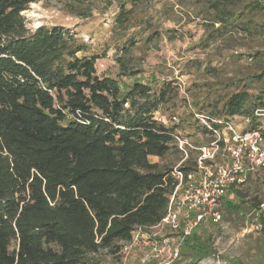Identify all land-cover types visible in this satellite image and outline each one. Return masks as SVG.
Returning <instances> with one entry per match:
<instances>
[{
    "label": "trees",
    "instance_id": "obj_1",
    "mask_svg": "<svg viewBox=\"0 0 264 264\" xmlns=\"http://www.w3.org/2000/svg\"><path fill=\"white\" fill-rule=\"evenodd\" d=\"M37 1L0 0V264H121L133 233L159 225L167 215L176 184L173 168L149 159L180 152L175 128L156 117L178 90L171 83L154 88L140 81L123 90L117 79L98 76V56L86 55L88 46L75 35L60 27L27 28L22 13ZM114 1L113 36L124 40L117 47L120 77L138 74L129 58L136 38L157 42L160 17L170 20L174 6L186 7L187 17L202 28L196 47L243 51L234 55L227 92L208 102L209 114H200L210 121L242 117L249 130L260 129L264 0H178L159 9L161 0ZM90 10L76 7L69 13L86 17ZM242 62L249 63V71ZM186 159L179 168L185 174L195 169V160L190 167ZM240 186L229 189L236 200L225 195L218 212L223 205L238 213L236 201L245 211L258 209L262 201L244 202ZM186 214L194 219L197 213ZM204 221L183 238L171 264H197L213 254L207 233H197ZM256 225L264 232L262 218Z\"/></svg>",
    "mask_w": 264,
    "mask_h": 264
},
{
    "label": "rangeland",
    "instance_id": "obj_2",
    "mask_svg": "<svg viewBox=\"0 0 264 264\" xmlns=\"http://www.w3.org/2000/svg\"><path fill=\"white\" fill-rule=\"evenodd\" d=\"M108 1L38 0L29 5L22 16L30 30L41 26L60 27L75 35L79 41L88 46L86 55L98 56L95 63L97 75L117 79L123 90L135 81L154 88L161 83H171L178 90L177 96L168 107L164 108L163 116L156 115V117L164 124L173 126L175 133L194 148L209 144L214 137L212 138V135L205 131V127L196 116L201 115L200 113L209 114L211 110L207 107L208 102L214 101L217 96L227 92V80L235 73L234 68H236L234 55L243 51L235 49L231 52L218 53L212 48L203 50L196 47L195 44L202 35L199 21H192L187 17L186 7L180 9L174 6L172 19L164 20V17H160L162 35L157 42L147 45L140 41V38H136L137 43L131 50L129 58L132 60L133 69L138 71V74L132 78L120 77L116 63L117 47L124 40L117 41L113 36L117 2L112 0L108 3ZM177 1L161 0L160 3L156 1L155 8L159 9L163 4L171 6ZM76 7L86 10L85 12H88V8L91 10L86 17H78L69 13V9L75 10ZM131 32L134 31H129L127 36H130ZM171 34H175L176 38L170 40ZM248 65V62H242L240 67L249 71V68L245 69ZM205 68L215 69L217 77H212L204 70ZM231 123L237 132L249 130L248 121L242 117L231 119ZM256 123L259 124L264 137V117H259ZM219 133L225 136L226 130L222 128ZM189 151L186 160L187 164L193 167L197 151L195 149H189ZM226 152L224 149L219 151L213 166L229 162ZM183 156L180 152L172 150L164 159L150 158L149 160L162 167L173 168ZM249 174H251L250 180L247 184L240 186L238 191L242 195H247L246 199L243 198L244 202L248 198L262 201L264 169L257 168ZM226 197L228 200H236L231 190L227 192ZM236 202L241 208L238 213H231L221 205L219 220L212 222L208 218L198 227V234L207 233L213 247V254L201 259L197 264H264V232L256 225L261 216L251 209L245 211L243 203ZM186 215V210L181 208L179 218L175 221L177 229L172 228L169 223H161L151 229L136 230L132 235L133 240L123 246L119 262L121 264H157L158 260L167 256V249L178 247L179 253V242L176 243L174 237L181 224L184 226L186 221H192L191 217ZM164 240L168 241L161 245ZM155 242H158L157 250H162L165 246L161 254L154 251ZM107 261L112 262L111 258H107Z\"/></svg>",
    "mask_w": 264,
    "mask_h": 264
},
{
    "label": "built area",
    "instance_id": "obj_3",
    "mask_svg": "<svg viewBox=\"0 0 264 264\" xmlns=\"http://www.w3.org/2000/svg\"><path fill=\"white\" fill-rule=\"evenodd\" d=\"M256 116L264 117V113L256 112ZM196 117L213 135L214 139L205 146L194 148L177 134L174 136L175 144L184 158L170 172L176 184L169 196L167 215L161 221V223H169L172 228L177 229L175 221L179 218L181 208L197 213L192 221L185 222L182 235L174 237L175 242H179V246L183 238L189 235L199 222L208 218L213 221L219 220L218 207L232 186L244 184L248 176L251 175L249 172L255 171L257 168L264 169V137L260 129L237 132L231 120L210 121L203 115ZM173 120L175 119L173 118ZM212 124L220 126V129H215ZM222 128L226 130L227 137L220 135L219 131ZM188 149H195L197 155L194 171L185 174L179 168L187 156ZM221 149L227 151L229 162L220 166H213V162ZM254 212L264 220V196L261 205ZM167 241L164 240L161 245ZM155 243L153 244L154 251L161 254L165 250V246L162 250H157L158 242ZM167 250V256L158 260L157 264H171L178 257V247ZM156 255L155 257H158Z\"/></svg>",
    "mask_w": 264,
    "mask_h": 264
},
{
    "label": "crops",
    "instance_id": "obj_4",
    "mask_svg": "<svg viewBox=\"0 0 264 264\" xmlns=\"http://www.w3.org/2000/svg\"><path fill=\"white\" fill-rule=\"evenodd\" d=\"M151 158H155V157H151Z\"/></svg>",
    "mask_w": 264,
    "mask_h": 264
}]
</instances>
